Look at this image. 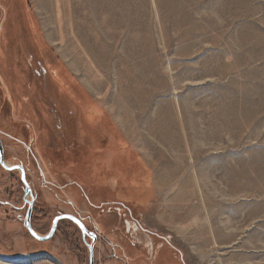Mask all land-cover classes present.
I'll return each instance as SVG.
<instances>
[{
    "label": "rangeland",
    "instance_id": "1",
    "mask_svg": "<svg viewBox=\"0 0 264 264\" xmlns=\"http://www.w3.org/2000/svg\"><path fill=\"white\" fill-rule=\"evenodd\" d=\"M37 1L0 0V264H90L27 202L95 264H264V0Z\"/></svg>",
    "mask_w": 264,
    "mask_h": 264
},
{
    "label": "water",
    "instance_id": "2",
    "mask_svg": "<svg viewBox=\"0 0 264 264\" xmlns=\"http://www.w3.org/2000/svg\"><path fill=\"white\" fill-rule=\"evenodd\" d=\"M0 165L5 168V169H8V170H15V171H19L21 173V179H22V182L26 188V193L27 195L30 194L31 195V189L26 181V175H25V170L23 167L21 166H15V167H8L7 164L5 163L4 161V150H3V144L1 142V139H0ZM30 206L29 210H28V213H27V217H26V228L28 230V232L31 234V236L39 241V242H43V243H47L49 241L52 240V238L54 237L56 231H57V226L58 224L63 221V220H69L73 223H75L78 228L81 230L82 234L84 236H88L90 238L93 239V243H92V246L90 247V264H95V259H94V246H95V243H96V236L94 234H92L85 226V224H83V222H81L78 218L74 217V216H71V215H64V216H61L59 218H57L54 222V225H53V228L50 232L49 235H47L46 237H40L38 236L32 229L31 227V218H32V213H33V202H27Z\"/></svg>",
    "mask_w": 264,
    "mask_h": 264
},
{
    "label": "crops",
    "instance_id": "3",
    "mask_svg": "<svg viewBox=\"0 0 264 264\" xmlns=\"http://www.w3.org/2000/svg\"><path fill=\"white\" fill-rule=\"evenodd\" d=\"M34 3H35V6L33 5V2H32V5H33V10L35 11V13L36 12H38V13H41L40 12V8H38V5L36 4V3H38V1L37 0H34ZM64 11V10H63ZM75 12V11H74ZM43 13V12H42ZM37 14V13H36ZM49 45H53V44H49ZM52 47V46H51ZM58 51H59V55L62 53V51H61V49L60 48H58ZM65 56V60H67V57H66V55L65 54H61L60 55V57H61V59H60V61H61V63H62V65L65 67V69L72 75V73H76V68H75V66L71 63V60H67V62L64 60V58H63V56ZM63 62H65V64L63 63ZM73 76V75H72ZM181 171V170H180ZM183 171V170H182ZM182 173V172H181Z\"/></svg>",
    "mask_w": 264,
    "mask_h": 264
},
{
    "label": "bare ground",
    "instance_id": "4",
    "mask_svg": "<svg viewBox=\"0 0 264 264\" xmlns=\"http://www.w3.org/2000/svg\"><path fill=\"white\" fill-rule=\"evenodd\" d=\"M35 262H37L36 264H44V262L42 263L41 260H36ZM2 264H35V263H33V262L24 263L21 261H14V262L4 261V263H2Z\"/></svg>",
    "mask_w": 264,
    "mask_h": 264
}]
</instances>
